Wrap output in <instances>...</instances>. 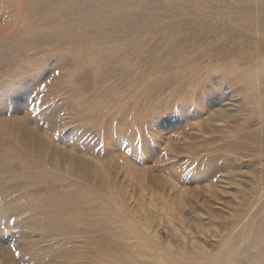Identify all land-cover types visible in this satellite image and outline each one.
<instances>
[{
    "label": "bare ground",
    "instance_id": "6f19581e",
    "mask_svg": "<svg viewBox=\"0 0 264 264\" xmlns=\"http://www.w3.org/2000/svg\"><path fill=\"white\" fill-rule=\"evenodd\" d=\"M175 4L182 5L179 7L180 10L174 6ZM15 9L23 12L26 27L22 33L20 32L22 37L28 33L29 29L36 31V26L46 24L44 35L47 38L53 41L65 40L69 46L76 45L81 41V35L85 34L94 39H88L90 40L88 42L95 46L105 44L107 48L109 46L122 47L119 53L112 52L110 59L106 55L100 58V50L90 47L85 52L84 62L89 57L96 61V65L90 68L84 63L82 71L78 72H74L72 65L69 64L72 56H65L66 58L57 67L61 69L60 78H52L54 86L63 87L72 78L76 83L74 96L77 99H80L79 95L83 97L82 106L88 109L82 114V119L94 120L87 124L84 134L94 131L95 126L92 123L97 122L99 113L106 111L104 119L100 118L99 124L104 131L107 146L103 156L85 155L79 149L74 150L65 144H55L41 126L28 118L30 117L28 114L23 116L15 112L9 118L0 117V128L6 138L12 139L20 149L31 156L41 157L45 161L56 159L55 162L60 167L66 164L69 170L67 171L72 177L86 181L99 195L112 203L111 208L114 211L110 213L115 214L116 220L112 219L108 223L106 219L99 220L96 217L93 223H84V226L82 223L74 234L90 235L92 243L89 244L93 247L96 245L95 248L99 251L101 258H105L110 264L114 262L116 264H220L222 260H225V264H232L241 256L239 255L240 250L254 243L257 245L259 235H264V223L262 222L264 191L261 190V194L256 193L259 190L257 186L254 187L255 193H245L239 190L242 192L240 207L234 208L232 213H227L228 215L216 218L220 226H223L216 228L217 243H219L217 252L213 253L212 250L202 248L200 244H197V248L201 251L200 254L189 249L183 252L174 251V247L173 250L163 251L168 259L162 255L161 251L157 252L159 243H156L147 232L151 229L150 215L141 213L138 205H131L127 191H129L131 178L139 184L136 185L140 186L139 191L146 190L154 195L153 198L156 197L155 195L169 194V191L175 189L177 186L175 181H178L175 168L181 164L177 160L164 162L167 150L161 148V144L165 143L171 154L175 156L183 153L190 154L191 160L195 158L200 165H203L208 155L210 156L214 162H212V170H205L201 175L199 167L198 177H195L198 183L206 182L208 194L199 190L197 186L194 187H197L196 190L203 196L212 193L211 197L213 200H218L221 208L229 209L230 201L219 196L211 180L213 176L232 168L231 154L249 155L252 158L255 156L257 160L264 158V0H12L11 2L0 0V35L9 31L6 29L8 23L3 21L2 14L5 10L15 12ZM47 17L50 20L44 21ZM147 53H151L150 57H147ZM123 59L126 61L131 59L129 62L132 65L123 64ZM88 69L91 70L90 76L85 74ZM161 70H164L162 76L154 78L161 73ZM216 73L220 74L218 79L214 76ZM93 76L98 80L96 83H105L107 93L104 92L107 95L105 96L106 102L104 101L105 107L101 105L102 101L95 96L96 99H92L88 97V92H82L94 88L88 78ZM125 78H132L131 82L136 84L141 83L143 79H145L143 83L149 82L146 87L144 85L145 89L137 101L132 100L133 94L132 92L127 93L128 90H121L120 92L123 91V93L119 92L121 97L110 96V92L118 90L119 86L126 85L129 80ZM245 79H247L246 82ZM113 80L118 81L115 83L117 88L112 87ZM226 84L233 88V94L242 95L239 101L241 103L238 104L245 103L246 107H251L252 104L253 107L257 106L256 111L246 115L252 120L248 118L247 123L243 122V124L237 122L232 125L219 124L224 120L226 123L232 122L235 112H238V109L243 111L242 105H236L237 108H227L224 106L226 104H222L228 96L222 88ZM226 89L229 88L226 87ZM136 91L139 90L135 89L133 92ZM203 99L206 100V104L200 102ZM192 100L196 103L194 116L180 113L183 120H186L184 125L181 121L173 128L170 125L159 126L157 124L170 118V110L174 105L184 108L187 104H191ZM128 110L135 112L134 120L139 119L138 128L146 125L164 139L156 138V147L145 140H140L143 142L144 163L137 161L135 157L126 156L119 140H113V132L118 139L125 136L134 139L135 134L129 127ZM186 111H188L187 108ZM194 120L197 121V125ZM190 124L199 133H196L194 137H189L188 144L187 138L185 141L183 136ZM67 126L66 124L65 127ZM219 150H221L222 157L228 156L226 160L225 158L222 160L224 161L222 164H219L217 153ZM246 152L249 154L246 155ZM0 158L3 156L0 155ZM171 158L175 159L174 156ZM166 160H168L167 157ZM120 164H124V169ZM262 165L264 167V164ZM168 169L174 171L175 174L168 173ZM213 171L215 172L211 174ZM253 175L256 176L255 173ZM166 182L168 185H165ZM207 198L202 199L201 205L204 207L206 204L210 206V203L206 201L209 200ZM117 213L122 219L117 216ZM199 215L201 214H198L195 219V229L206 238L207 235L203 231V223L202 221L200 223ZM213 215L216 214L213 213ZM253 227H255L254 230ZM155 235L158 236L156 233ZM250 236H253L252 240L246 242ZM134 240H136L135 244ZM148 241L151 242V247H145L150 244ZM194 241L189 242L195 248L194 243L196 242ZM262 243L264 246L263 241ZM8 247L0 241V264H20L19 259ZM73 249H71L73 252H77ZM203 250L206 252L203 253ZM260 250L263 251L262 248ZM254 251L258 254L256 250ZM65 256L66 250L59 255L56 254L53 257L55 261L53 264H58ZM253 257L256 258V256ZM83 264H93V260L87 258Z\"/></svg>",
    "mask_w": 264,
    "mask_h": 264
},
{
    "label": "rangeland",
    "instance_id": "374dc122",
    "mask_svg": "<svg viewBox=\"0 0 264 264\" xmlns=\"http://www.w3.org/2000/svg\"><path fill=\"white\" fill-rule=\"evenodd\" d=\"M6 1L11 2L12 0ZM180 5L181 4H175L174 6H177V8L179 9ZM3 14V21L5 23H8L9 28H7V26L6 29H8L9 31H6L5 33L3 32L0 35V117L3 116L9 118L11 114L13 115L15 112H19L23 116H26V114H28L30 115V117L28 118L35 121V123L41 126L43 131L53 139L55 144H65L66 146L73 148L74 150L79 149V151L83 152V154L85 155L88 154L99 157L103 156L106 153L107 146L104 140V131L99 124L101 122L100 118H103L104 114L106 115V111L99 113V119L97 120V122L92 123L95 126V132L89 131L84 134L87 124L89 122H93L94 120L88 118L82 119V114H84L88 109H85L82 106L83 97L79 95L80 99H77L74 96L75 88L77 86L76 83L72 78L69 79L71 85L69 82L67 84H64L63 87L54 86V79L52 78H60L62 74L61 69L57 67H59V63L67 56H72L69 64L72 65L74 72H78L81 70L84 63L90 68H93L96 65V61L92 60L93 58L87 57L86 61L84 62L86 57L85 52L90 47H94L97 50H100V58L106 55L109 57V59L112 58V52L119 53L122 47L109 46L107 48L105 44H103L102 46H95L94 44L88 42L93 38L87 37V35L85 34L81 35V41L76 43V45L71 44L69 46L67 44V41L65 40L53 41L51 38H47L44 35V28L46 27V24L36 26V31H31V29H29L28 33L24 37H22L21 33L26 27L23 12L15 9V12H9L8 10H5ZM49 20V17H47V19L44 21ZM73 48H75L74 51ZM103 48L105 51L103 50ZM150 55L151 53H147V57H150ZM129 60L126 61V59H123L122 63L132 65ZM160 72L161 73L156 75L154 78L157 79L162 76L164 70H161ZM85 74L87 76H90L91 70L88 69ZM48 75L52 76L48 78ZM219 75V73H216L214 76L216 77V79H218ZM88 78L89 82H91L94 88L86 89L82 92H88V97L90 96V98L92 97V99L98 98L99 101H102L101 105L105 107L106 104L104 103V101L106 102L105 96H107L104 87L105 83H96L98 80L95 76ZM136 78L138 79L137 76ZM125 79L129 80L127 81L128 83L126 82V85H122L123 87L119 86L118 90L116 89L115 91L110 92V96H112L113 98L121 97L120 93H123L124 90H128L127 93L132 92L133 94L132 100L137 101L145 87L149 85V82L143 83V81L145 80L143 79L141 83L136 84L131 82L132 78ZM246 80L247 79H245V82ZM95 83L97 84V86ZM115 83H118V81L113 82V88H117V84ZM139 84L142 85L140 86ZM208 84L209 82L207 83V85ZM138 86L140 87L138 88ZM229 86L227 84L222 86V88L224 89L223 91L228 93V96L226 95L227 97L222 101V104H226L224 106L227 108H237V106L242 105L238 104L241 103L239 101L241 100L240 98L242 97V95L233 94V88ZM226 87H228L229 89H226ZM135 89L139 91H136L134 93L133 91ZM121 90L123 91L120 92ZM104 92L106 94H104ZM248 93H250V91ZM112 97L111 99H113ZM226 101L229 103H227ZM200 102H204L206 104V100L204 99L203 101L200 100ZM79 104L82 107H80ZM187 106L181 108L174 105L170 110V118H168L169 122L167 120L163 123L157 124L159 126H162V124L170 125L171 128L178 126L179 121H181V124H183L186 120H183V116L181 115L182 112L187 113V115L189 116H194L196 103L194 100H192L191 104H187ZM246 106L247 105H245L244 103L242 105L243 111L238 109V112H235L236 114L233 117L232 122L226 123L224 120L220 121L219 124L223 126L227 124H235L234 122H237L238 124H243V122L247 123L248 118H251H247L246 115L248 116V113H251L254 110L256 111L257 106L253 107V104L251 105V107ZM39 108L42 110H40ZM186 108L188 111H186ZM128 112L130 123L129 127L135 134L134 139H131L130 136H125L122 139H118L114 132L113 134L111 132V134L114 135L113 140H119L122 149L124 148L123 150L125 151L126 156L135 157L137 161L144 163L145 154L143 150V142L141 141L145 140L156 147V138H160L161 140L164 139L163 136L155 134V131L150 129L149 127H146V125L142 128H138L137 121L139 119L134 120L135 112L132 110H128ZM203 116L207 117L208 115ZM237 119L240 121H238ZM194 122L197 125V121L194 120ZM66 124L68 125L67 127H65ZM134 126L136 128H134ZM188 127L190 129H188ZM67 130L68 132H66ZM187 130L188 131L183 136V140L186 141L187 138L189 144V137H194L196 136V133L199 132L196 131V128L192 124L187 126ZM173 133L175 134V132ZM138 143L140 145H138ZM161 148L167 150V154L164 156V162L177 160L181 164L177 168H175V176L176 179H178V181H175V183L177 184L174 189L175 191H169V194L165 193L161 196L155 195L156 197L153 198L154 195H151L148 191L142 189V191H139L138 189H140V186H136L139 184L135 183L134 179L131 178L132 180L130 181V186L128 188L129 191H127L129 199L132 203L131 205H138L141 209V213L150 215L152 222L151 229H148L147 232L150 233L152 239H154L156 243H159L157 252L161 251L162 255H165V253H163L164 250H173L174 247V251L177 250L183 252L184 250L189 249L194 250L196 253L200 254L201 251L199 248H197V244H200L202 248L205 247L206 249L212 250L213 253L217 252L216 249L218 248L219 243H217L218 239L216 228H222L223 226H220V224L216 221V218L219 219L220 216L228 215L230 214V212L232 213L234 208L240 207L242 193L240 191H244L245 193H255L256 189H254V187L256 186L259 189L256 193L261 194V190L264 191V167L262 165L264 164V158H258L257 160V158L253 156V159L252 156L247 155L249 154L248 152H246L247 156H241L236 153L231 154L230 160H232L233 162L232 168L228 169L225 172H218L213 176V179L211 180L213 181V185L216 186V190L219 193V196H221L222 199L230 201L231 206L229 207V209H224L220 207L217 199V201L213 200V198L211 197L212 193H209L210 195H207L208 190L205 186L206 182L198 183L195 178L198 177L197 174L199 167L201 170V175H203L205 170H212V164L214 162L213 160H211L209 155L202 163L203 165H200V162L196 161L195 158L194 160H191L190 154L183 153L176 156L171 154L168 146L165 143L161 144ZM220 151L221 150H219V152L217 153L219 154V164H222L224 162L222 160L224 158L226 160L228 156L226 155L225 157H222V153H220ZM0 153V155L3 156V158H0V241L5 246H9L8 248L19 259L20 264H53L55 263L53 257L56 254L59 255L60 253H62L63 250H66V256L61 258L58 264H83L87 260V258H91L93 260V264H110V262L105 260V258H101L99 251L95 248L96 245L95 247H93L89 244L92 243L90 235L74 233L79 229V227L82 226V223L83 226L84 223H93L96 220V217L99 220L102 218L106 219V222L108 223L111 222L112 219L116 220L115 214L113 212L112 214L110 213V211H114L111 208L112 203L99 195V193L95 191L91 185H88L86 181H82L77 177H72L68 173L69 170L67 169L68 167L66 166V164H62V166L60 167L58 166L59 164H56V159L45 161V159L41 157L37 158L35 156H31L20 149L12 139L9 140L6 138L1 128ZM172 156H174L175 159H170V157ZM166 157L168 160H166ZM120 165L122 166V168L124 167V164ZM217 168H215V171H217ZM215 171H213L211 174H213ZM122 172L124 173V171ZM167 172L171 173V175L172 173H174V171L169 169L167 170ZM254 173L259 179L255 175H253ZM165 185H168L167 182ZM194 186H197L199 190H202L207 194L203 196L202 193H199L196 190L197 187L195 188ZM147 195L150 196L147 197ZM202 196L205 199L208 197L207 199L209 200L206 201L210 203V206H208L207 204L205 207L201 205V202H203ZM196 197L199 200H197ZM189 202L191 204H189ZM207 208L208 210H206ZM213 213H215L216 215L214 216ZM198 214H201L199 215V217L201 218L200 223L202 221L203 231L207 235L206 238H204L205 236L203 235V237L202 234L199 233V231L196 232L195 219ZM117 216L122 219L121 215H119L118 213ZM239 219H241V217H239ZM259 220L260 219H258V221ZM262 222L264 223V219ZM215 223L217 224L215 225ZM224 224L225 223H223V225ZM254 228L255 227H253V230ZM155 233L158 235L157 237ZM259 237L260 239L257 241V245L254 243L250 247H244L242 251L240 250L241 252L239 251V255L241 256H239L236 261H233L232 264H264V246L262 243V241L264 242V235H259ZM129 238L131 239V235H129ZM252 238L253 236H250V238L246 242H249L250 240H252ZM192 240H195L194 242H196L194 243L195 248L190 243ZM135 243L136 240H134V244ZM149 243L150 244H147L145 247H151V242ZM73 248L76 249L77 252H73L71 250ZM180 248H182L183 250ZM261 248L263 249V251H259V249ZM254 250H256L258 254H255L256 252ZM202 252L205 253L206 251L203 250ZM242 255L245 256L242 257ZM253 256H256V258H254ZM165 258L168 259L166 255ZM112 264L116 263L114 262ZM220 264H225V260H222Z\"/></svg>",
    "mask_w": 264,
    "mask_h": 264
}]
</instances>
